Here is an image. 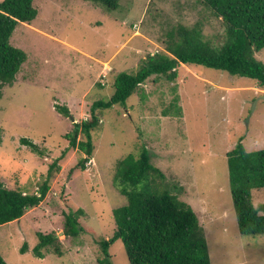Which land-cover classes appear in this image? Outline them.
Segmentation results:
<instances>
[{"label": "rangeland", "instance_id": "374dc122", "mask_svg": "<svg viewBox=\"0 0 264 264\" xmlns=\"http://www.w3.org/2000/svg\"><path fill=\"white\" fill-rule=\"evenodd\" d=\"M196 2L119 0L109 10L92 0H33L36 17L18 23L9 40L26 59L0 97V182L38 191L50 163L68 147L64 134L89 117L93 102L110 98L117 74L135 73L148 54L164 50L169 25L201 20L204 36L217 43L220 19ZM256 57L264 62V48ZM91 135L94 149L84 170L77 165L86 155L68 148L39 205L0 225V255L7 264H97L99 241L115 229L113 210L126 203L113 182L116 162L143 149L165 174L166 186L193 208L210 264H264V235L238 231L226 163L239 143L246 152L264 148V91L253 79L179 65L174 80L150 76L124 105L105 109ZM21 137L45 154L31 152ZM251 201L264 205V187L251 190ZM79 208L83 231L65 237L64 213ZM38 232H55L62 254L43 250L35 256ZM24 242L27 251L20 252ZM108 251L111 264L128 263L120 239Z\"/></svg>", "mask_w": 264, "mask_h": 264}, {"label": "trees", "instance_id": "16d2710c", "mask_svg": "<svg viewBox=\"0 0 264 264\" xmlns=\"http://www.w3.org/2000/svg\"><path fill=\"white\" fill-rule=\"evenodd\" d=\"M92 1L109 10L119 5V0ZM197 3L220 19V40L215 43L212 37L204 36L201 20L191 26L182 22L169 25L164 50L148 54L135 73L117 74L110 98L93 102L89 117L74 122L70 132L64 134L68 147L50 163L38 191L8 189L0 182V225L21 218L28 209L39 205L47 194L52 174L59 170L58 160L68 148L86 155L77 165L84 170L94 149L91 132L100 125L103 111L115 104L124 105L150 76H163L172 81L177 77L179 65L197 64L253 79L255 86L264 91V62L256 57L264 48V0H197ZM36 14L33 0H0V97L3 86L15 80L26 59L22 49L9 43L10 37L18 23H29ZM56 108L65 116L70 115L67 107ZM79 134L83 139H77ZM19 141L31 152L45 154L30 139L21 137ZM226 163L239 233L264 235V205L255 207L251 201V190L264 187V148L246 152L239 143L227 153ZM116 169L113 182L126 203L113 210L115 229L111 238L99 241L102 257L97 259V264H111L108 248L115 239L124 245L127 264H210L197 215L166 186L165 174L150 162L146 150H141L138 156L129 154L118 160ZM83 213L80 208L64 213L65 237L74 238L83 231L78 219ZM37 236L39 242L33 247L35 256L42 257L43 250L62 254L55 232H38ZM27 247L24 242L20 252L27 251ZM0 264H7L1 255Z\"/></svg>", "mask_w": 264, "mask_h": 264}, {"label": "crops", "instance_id": "0c3cea01", "mask_svg": "<svg viewBox=\"0 0 264 264\" xmlns=\"http://www.w3.org/2000/svg\"><path fill=\"white\" fill-rule=\"evenodd\" d=\"M151 54H152V53H151ZM103 64H105L104 67H103L104 69L109 68V67H108L109 65L107 64V62H104ZM102 66H103V65H102ZM103 68H102L101 72L103 71ZM103 74H104V73H102L101 76H102ZM96 83H97V80L94 81L92 84H96ZM100 84H101V83H100ZM102 84H103V83H102Z\"/></svg>", "mask_w": 264, "mask_h": 264}, {"label": "built area", "instance_id": "2783aa9c", "mask_svg": "<svg viewBox=\"0 0 264 264\" xmlns=\"http://www.w3.org/2000/svg\"><path fill=\"white\" fill-rule=\"evenodd\" d=\"M133 27H135V28H136V27H137V24H134V25H133Z\"/></svg>", "mask_w": 264, "mask_h": 264}]
</instances>
